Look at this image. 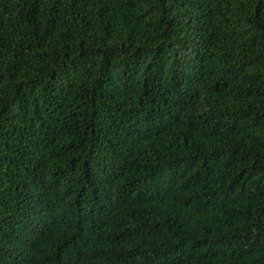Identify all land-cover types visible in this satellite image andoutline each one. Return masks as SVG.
I'll use <instances>...</instances> for the list:
<instances>
[{
    "label": "trees",
    "instance_id": "obj_1",
    "mask_svg": "<svg viewBox=\"0 0 264 264\" xmlns=\"http://www.w3.org/2000/svg\"><path fill=\"white\" fill-rule=\"evenodd\" d=\"M0 264H264V0H0Z\"/></svg>",
    "mask_w": 264,
    "mask_h": 264
}]
</instances>
